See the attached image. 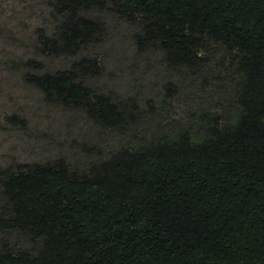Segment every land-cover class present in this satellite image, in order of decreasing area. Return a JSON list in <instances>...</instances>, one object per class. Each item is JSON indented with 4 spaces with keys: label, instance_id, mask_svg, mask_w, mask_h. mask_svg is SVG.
Masks as SVG:
<instances>
[{
    "label": "trees",
    "instance_id": "trees-1",
    "mask_svg": "<svg viewBox=\"0 0 264 264\" xmlns=\"http://www.w3.org/2000/svg\"><path fill=\"white\" fill-rule=\"evenodd\" d=\"M142 21L141 50L160 44L171 67L198 68L202 35L237 49L240 111L230 125L209 122L137 149H123L87 173L34 164L9 174L0 230L40 237L36 255L0 250V264H264V0H112ZM95 0H54L57 25L38 29L47 55L74 54L99 22L81 14ZM18 63V61H17ZM40 67L33 59L21 65ZM96 59L68 70L26 73L49 101L85 106L106 125L132 120L106 95L90 102L80 78ZM15 120V117H10Z\"/></svg>",
    "mask_w": 264,
    "mask_h": 264
},
{
    "label": "rangeland",
    "instance_id": "rangeland-1",
    "mask_svg": "<svg viewBox=\"0 0 264 264\" xmlns=\"http://www.w3.org/2000/svg\"><path fill=\"white\" fill-rule=\"evenodd\" d=\"M54 0H0V213L7 205L2 185L9 174L34 164L66 165L87 173L123 149L134 150L188 130L205 135L209 122L230 125L241 110L237 93L241 76L237 49L202 35L196 69L171 67L160 44L141 50L142 21L127 20L112 0H95L81 14L101 30L74 54L47 55L38 29L51 34L57 25ZM82 58L96 59L99 74L80 80L92 91L90 102L108 96L132 120L106 125L91 118L85 106L49 101L43 90L24 79L26 73L68 70ZM35 60L40 67L21 63ZM18 61V63H17ZM15 117V120H10ZM43 239L19 230H0V250L36 255Z\"/></svg>",
    "mask_w": 264,
    "mask_h": 264
}]
</instances>
